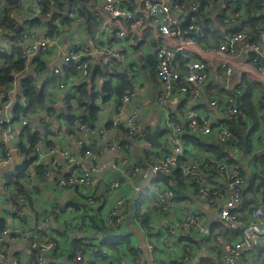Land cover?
Returning a JSON list of instances; mask_svg holds the SVG:
<instances>
[{
    "label": "built area",
    "instance_id": "built-area-1",
    "mask_svg": "<svg viewBox=\"0 0 264 264\" xmlns=\"http://www.w3.org/2000/svg\"><path fill=\"white\" fill-rule=\"evenodd\" d=\"M66 1L70 0H51V10ZM41 2L21 0V7L9 13L8 23L24 28L22 42L12 40V30L0 27V54L11 55L12 48L20 46L25 61L23 70L13 73L8 94L0 92V170L4 171L0 264H61L54 255L71 252L76 253L75 261L69 264H215L203 263L211 257L218 258V264H252L264 246V23H257L258 37L254 38L244 8H232L228 0H85L98 20L95 34L81 48L66 49L63 65L47 71L40 63L43 53L57 44L66 26H76L84 17L75 4L61 14L42 17L53 21L52 33L48 26L25 24L27 7L34 6L37 14L32 16L37 17ZM189 12L192 22L203 14L218 21L224 16L226 34L217 47L209 49L212 32L200 24L192 23L185 31L180 27ZM140 14L154 18L156 25L145 24ZM63 15L69 19L66 23ZM135 46L145 47L147 58L156 59L155 77L162 85L157 100L167 113L162 144L148 150L142 165L129 154L130 142H144L149 136L136 109L125 120L120 118L123 109L117 110L114 120L103 127L77 119L71 133L66 131L64 118L49 112L54 108L80 116L86 102H80L79 87L93 76L90 61L98 57L110 72L127 64ZM208 59L218 62L219 80L223 81V95L209 102L219 111L220 120H211L198 106L202 103L198 102L199 88L208 78ZM36 73H44L38 76L41 82ZM32 77L39 87L45 84L48 107L37 106L30 115L14 120L9 95L16 94L20 80ZM143 90L141 82L128 86L119 98L122 108ZM244 91L255 104L256 121L238 99ZM188 93L191 103L184 128L167 105L171 95ZM21 103L30 106L29 101ZM101 111L100 106L98 115ZM231 123L245 125V148ZM123 128L127 139L115 138L114 131ZM34 131L37 140L31 142ZM186 135L219 146L221 152L198 147ZM110 152L123 157L102 160ZM24 164L17 178V168ZM19 188H25L28 195ZM43 190L46 194L67 192L51 202L41 200ZM195 201L207 206L217 222L190 205ZM174 212L177 217L170 219ZM29 213L34 226L28 221ZM93 215L100 216L95 223L109 233L94 228ZM131 224L144 243L130 233ZM119 234L128 242L100 247ZM21 238L29 242L28 248L18 250L9 260L7 242Z\"/></svg>",
    "mask_w": 264,
    "mask_h": 264
},
{
    "label": "crops",
    "instance_id": "crops-1",
    "mask_svg": "<svg viewBox=\"0 0 264 264\" xmlns=\"http://www.w3.org/2000/svg\"><path fill=\"white\" fill-rule=\"evenodd\" d=\"M80 7L81 11L88 12L84 16V20L81 21L76 26H66L63 29V32L61 33L59 40L55 46L50 47L43 53L40 63L43 66H46L48 68L47 71H51L54 67H61L63 65V53L66 49H68L71 46H78L82 47L84 44H88V41L90 37H92L97 29L98 20L95 17V14H93L90 9L85 5V0H70L63 3L64 8L68 5H75ZM26 15H29L28 18L35 16H32L33 14H37L36 9L34 6L30 5L27 7ZM149 12V9H148ZM144 18V23L149 24L150 26L156 25V20L154 18H150L148 14H140ZM161 17H164V15L161 13ZM187 16V15H186ZM186 18V17H185ZM161 20V19H160ZM168 21V20H167ZM191 23L192 20L190 19ZM154 23V24H153ZM169 23V21H168ZM188 24V23H187ZM186 25V24H185ZM184 25V26H185ZM183 30H187L188 28H184ZM205 29H208L213 34L217 36V39L214 40L212 45L209 47L215 48L218 46L219 40H221L225 34H226V24L219 22L215 17L209 16L205 19L204 25L201 26ZM187 34V33H186ZM147 49L143 46H135L133 53L130 55V58L127 62V64L123 66H115L113 70L108 72L102 67V64L98 57H94L89 65L90 69L92 68V74L93 76L90 77L89 82L87 83L90 85L91 88H93L95 91L101 92L98 94L100 95L95 99V102H97L98 105L101 106V113L98 115L99 120L97 122V126L103 127L107 125L110 121L114 120L115 114L117 110L123 109L122 116L120 118L122 120H125L135 109L138 111V116L141 121V123L146 126L149 129V135L154 134V132L159 128V140L162 137V134L164 132L165 128V120L167 117V113L165 111V108L158 102L157 97L158 93L162 89V85L159 81L156 80V73H155V67H156V59L152 57L147 58L146 54ZM151 59L155 60V65H150L149 61ZM209 64V71H208V78L204 84H202L199 88V100L198 102H202L199 107L203 108L205 111L208 112L209 118L211 120L218 119L220 120V114L219 111L216 108H213L210 106L209 102L213 98H219L224 93L223 89V81L219 80V68L218 62L213 59L207 60ZM179 66V64H178ZM180 68V66H179ZM103 70L106 71V74H102L99 71ZM44 73H36V77L39 82L42 81L41 78L38 76H43ZM109 81L110 83H113V85H118L121 81H129L130 83L127 85V87L124 89L121 96H117L113 94L109 98L112 99L110 101H103L104 95L102 93V88L105 82ZM135 82H141V84L144 86V90L138 92L135 96L132 97L131 101L122 108L120 105V97L123 96L125 90L128 88V86L134 84ZM98 89V90H97ZM246 91H244L243 96H240L238 99L244 104V100ZM102 96V98H101ZM189 93L185 96L173 94L170 96L167 110L171 114L174 115V117L178 118V123L184 127L185 121H184V115L189 109L190 101H189ZM246 110V109H245ZM247 112V111H246ZM55 121H57V118H54ZM185 128V127H184ZM126 132L124 129H120L118 131H114L113 136L119 140L127 139ZM149 142L145 140L144 142H130L129 147V154L133 161L137 162L138 164L142 165L143 161L141 159L147 160L145 158V154L147 155L149 152L148 150H155L156 143H153L152 145L148 144ZM144 151V152H143ZM123 157L122 153L120 152H110L105 153L102 157V160L107 159H113V160H119ZM4 179V171L0 170V184L1 181ZM67 190H61L59 193H45V191H42V201L50 200L51 202L55 200H59L61 197V193H66ZM181 195V193L179 194ZM182 204H184V200L181 201ZM191 206L199 210L201 213L205 215V217L212 221L217 222V218L214 214H212L209 210V208L203 204H200L199 202L195 201L190 203ZM180 208H183L184 206H179ZM177 217V212H174L170 219H175ZM28 221L31 223L32 226H34L35 219L32 216V213L28 214ZM1 229V224H0ZM130 233L134 234V237L137 241L144 243L143 237L137 232V230L130 225ZM9 244V260L13 258V256L17 253L18 250H25L28 248V241L24 239H18L15 241H8ZM144 245V244H143ZM19 252V251H18ZM75 252L71 253H59L57 255H54V260L60 261L61 264H69L70 260L75 261ZM23 262H26V254L23 255Z\"/></svg>",
    "mask_w": 264,
    "mask_h": 264
},
{
    "label": "trees",
    "instance_id": "trees-1",
    "mask_svg": "<svg viewBox=\"0 0 264 264\" xmlns=\"http://www.w3.org/2000/svg\"><path fill=\"white\" fill-rule=\"evenodd\" d=\"M263 1L264 0H228V3H232V8L234 6H237L238 9L240 7H243L245 10V15L247 17V21L249 25L252 28L251 35L254 38L258 37V33L255 31V27L257 23L261 22L264 23V15L262 14V8H263ZM21 0H0V27L3 29H8L12 30V33H14V36L12 37V40L20 43L22 42V34L24 31V28L21 25H11L8 23V16L9 13L12 10L19 9L21 7ZM41 15L35 17V18H28L29 15H26L23 17L24 23L31 24V25H36V24H41L40 26H48L49 28H52V32H54V29L56 28L53 25V21H49L48 18H42L44 17L47 13H52V14H61V11L64 10V7L62 4L57 5V7L53 10H51V0H42L41 2ZM51 10V11H49ZM83 17L88 14V12L82 11ZM219 19V18H218ZM224 20V16L222 17ZM219 19L221 23H223V20ZM69 19L63 15L62 21L63 23H66ZM191 21L188 22L184 26V28H188L191 25ZM42 27V28H43ZM58 27V25H57ZM10 32H7L6 35H9ZM211 41L214 42V40L217 39V36L212 33L211 35ZM20 46H15L11 50V55L8 54H0V58L4 60L5 66L0 67V92H3L5 95L8 94L9 87L11 86L13 80H14V72H19L23 70L25 66V61L22 58V49H20ZM180 59V58H179ZM181 60V59H180ZM150 65H155V60L151 59L149 61ZM73 68V66H71ZM102 74H106V71L104 72L103 70L99 71ZM88 83V82H87ZM87 83L81 85L80 91L81 94L84 96V99L82 98L80 94V102L85 101L86 103V109L81 113L80 116H75L74 114H70L69 112L67 114L57 112L56 109L54 108H49V112L53 117L57 113V116H60L65 119V124L68 126L66 127L67 133H71L74 129V123L77 119H80L82 122H87L91 127H94L97 125L98 122V112L100 110V106L95 102L96 97L98 96L99 98V90L98 92L95 91L93 88L90 87ZM129 81H121L118 85H113V83H110L109 81L105 82L102 88V93L106 94L104 95L105 100H108L110 96L113 94L117 96H121L124 89L127 87L129 84ZM101 93V92H99ZM12 100H13V105L11 107V115L14 120H18L21 118V116H28L30 113L36 111L37 106H45L48 107L46 104L47 101V95L45 92V84L42 87L38 86V83L36 82V78L32 77V79H22L20 80V86L19 89H17L16 94H10L9 95ZM22 100H26L30 102L29 107H24L21 103ZM71 107V106H70ZM243 107L246 109L249 117L253 120L256 121V112L257 109L255 108V104L252 101V98L250 95L245 97ZM33 121V119H32ZM49 122L53 123V121L49 120ZM34 123V122H33ZM232 128L237 132L239 138H240V145L242 148H245L248 145V135L246 133L245 129H242L245 125L243 123H238L234 124L231 123ZM124 129V128H123ZM125 130V129H124ZM26 131L30 132V128H27ZM126 132V130H125ZM37 131H34V134L30 136V141L34 142L37 140ZM127 136V134L125 135ZM186 138L189 139L191 142L195 143L198 147H205L209 151L213 152H221V148L219 146H210L202 143L199 139H196L192 136L186 135ZM129 140V138H128ZM26 149L23 151L25 152ZM26 164L19 166L17 170L19 171L17 178L22 176V170L25 168ZM174 174L172 175V177ZM167 178V177H164ZM18 191L20 193L28 195L27 190L25 188H19ZM180 194V192H179ZM178 194V195H179ZM177 199L178 198L177 196ZM246 203H250V200L247 199ZM97 214H99V211H97ZM99 215H93L91 217V223L94 225V228L96 230H100L104 233H109L110 230L106 229L103 226L97 225L95 222L97 221V218H99ZM226 234L230 235V232L227 230L225 231ZM113 234V233H111ZM127 241L128 238L124 237L122 235H114L112 241L110 242H104L100 245V247H103L104 244L113 246L115 244H121L123 242ZM129 245V244H128ZM203 263H215L218 264V258L216 257H211V258H206V260Z\"/></svg>",
    "mask_w": 264,
    "mask_h": 264
},
{
    "label": "rangeland",
    "instance_id": "rangeland-1",
    "mask_svg": "<svg viewBox=\"0 0 264 264\" xmlns=\"http://www.w3.org/2000/svg\"><path fill=\"white\" fill-rule=\"evenodd\" d=\"M208 17H209V14H203L201 16H195L193 23L194 24H200L201 26H203L205 19L208 18ZM259 259H263L264 260V246H262L258 250L256 258H254L252 260V264H257L259 262Z\"/></svg>",
    "mask_w": 264,
    "mask_h": 264
},
{
    "label": "water",
    "instance_id": "water-1",
    "mask_svg": "<svg viewBox=\"0 0 264 264\" xmlns=\"http://www.w3.org/2000/svg\"><path fill=\"white\" fill-rule=\"evenodd\" d=\"M192 15V12H189L186 19H184L181 24H180V27L183 28V26L185 24H187L189 22V19ZM159 128L154 132V134H151L149 136L146 137V140L150 143V144H153V143H156V144H162L160 141H159V138H158V135H159ZM85 147L88 146V143H86L84 145Z\"/></svg>",
    "mask_w": 264,
    "mask_h": 264
}]
</instances>
